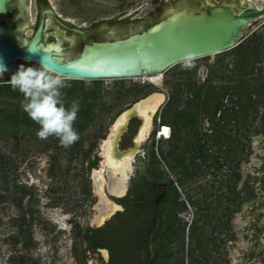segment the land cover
I'll return each mask as SVG.
<instances>
[{"label":"rangeland","instance_id":"rangeland-1","mask_svg":"<svg viewBox=\"0 0 264 264\" xmlns=\"http://www.w3.org/2000/svg\"><path fill=\"white\" fill-rule=\"evenodd\" d=\"M175 1L49 0V6L60 20L69 21L72 25L83 29L92 28L93 30L89 34L91 40H103L108 37L109 32L113 28L125 27L124 29H128L133 25L132 23L139 19H145L155 13L156 10H165L180 2ZM212 1L219 5V0ZM17 6V3L12 4V15L14 16L19 14ZM47 16L48 27L45 45L54 46L59 44L58 33L62 32L65 33L64 39L74 40V43L67 48V51L79 53L81 50L78 43L79 38L66 33L56 24L52 15L48 14ZM113 20L116 21L115 24L104 23L94 28V25H98L97 23L103 21L111 22ZM123 20L127 22L122 23ZM33 34L34 31L29 29L21 33V36L22 38L30 39ZM217 59H219L218 56L211 57L208 60L209 65H214ZM233 64L232 57H226L222 73L227 76L228 80L227 78L225 80L215 79V86L220 87L225 85L227 81H236L235 75L227 73ZM20 65H24L26 68L39 67L36 64L28 63H20ZM197 65L199 70L195 81L197 86H200L205 83L209 69L203 62H197ZM10 79V75H0V80ZM62 79L65 83L71 81L65 78ZM165 80L163 75L156 77L153 81H149V79L126 80V85H149V88L142 95H139L138 99L141 100L155 92L168 93ZM86 82L87 86H89L90 81ZM115 83V81H105L104 87H106L108 93L101 102L106 107H109L117 102L119 97H122V95L118 94V90L115 89ZM187 96L189 94H186L184 99ZM133 101L134 98H130L123 100L119 106H115L112 109L100 110V116L83 134L81 152L73 159L70 158V147L64 148L60 146L58 139L55 137L52 138L49 145H42L40 143L41 139L38 137L34 140L27 139L25 142L23 141L18 149H15L12 139L0 137V155H2L5 163L10 162V165L0 169V195L3 196L0 202V264H18L13 259L16 255L25 257L28 264H99L100 255L106 261L109 260L108 253L105 251H101L100 254L85 251L87 244L83 241L82 235L79 234L80 228L77 226L79 225L83 229L89 226L93 228L96 225L100 226L102 222L98 223L97 221L99 216L112 211L110 206L114 205L115 200L111 199L108 194H114L112 184H115V181L107 182L104 176L98 179L101 180L98 187L101 188L105 185L104 187L107 190L102 191L108 198V201L104 202V197L102 198L99 190H97L98 188L94 187L96 184L92 186L93 182L91 183L90 180L91 177L95 176L94 172L98 170L96 169L97 171L94 170L93 173L87 175L88 158L93 157L97 153L98 148H102L101 135L112 131L119 111L132 105ZM263 115V107H261L258 120L255 122L249 120L248 122L245 116L243 119L245 125L250 123L252 127V124L255 123L256 128L255 131L252 129L247 130L248 128L245 130V154L249 156V158H247L248 156L245 158V172L248 176L249 174L252 175V169L258 164L256 160H253L252 153L254 152V156L258 151L260 154L264 153L262 146L256 147L259 140H261V143L264 141V133L258 132V129L262 126L261 118ZM204 118H201V124L204 122ZM198 127V123L192 122L190 128L193 129L190 130L195 133ZM170 140L158 138L156 134L151 141L147 142L146 154L143 151L141 152V155H145L147 159L131 164L130 172L123 178L124 185L122 188L124 191L128 188L130 179L136 175L138 170L146 173L151 160V152L155 146L156 153L161 160L159 170L163 173L159 182L173 180L180 197L187 200L195 197L194 199L200 202L201 205L198 207L202 209L206 205V194L209 192L208 178L198 175L196 178L186 180V178L191 177L193 172L191 166L188 165L189 159L183 156L186 153H181L180 155L178 153V162L175 163L178 171L170 170V164L163 157V154L167 155L172 148L169 143ZM253 146H255L254 151L251 150ZM106 174L108 178L112 179L115 177L119 180V177L112 174V171L108 170ZM202 174L204 175V173ZM261 177L264 179V174H261ZM177 178L186 181L181 186L182 190L177 185ZM13 187H17V189L12 191ZM91 192L89 199V193ZM246 192L247 194L251 193L248 189ZM23 195L24 200L22 206L19 207L18 201ZM176 197L175 190L170 188L163 206L165 215L163 214L164 218H161L162 225H160L163 228L159 227L152 237V254L155 255L154 251L157 254L156 264H221V237L215 234L221 230V199L212 203L213 216L211 220L202 216L200 219L202 229L192 228L191 232H189L190 221L192 220L191 213L183 215V222L179 223L180 227L175 226V224L171 227L170 221L174 222L172 213V217H167L169 211L177 210L175 206ZM115 209L114 212H111L112 214H115L121 208L116 206ZM244 213L248 215L247 207L244 209ZM200 215H205V213L201 212ZM229 215H233L235 218L241 216V214L233 211L229 212ZM164 223L166 224L165 226ZM250 223L251 220H243L236 226L241 229L246 228L244 234L250 235L247 231V226ZM231 226L232 224L230 223V230ZM21 230H23V234H20ZM239 232L242 234L241 231ZM246 237L245 241L242 242L245 248L249 246V241L246 240ZM18 239L20 242H17ZM25 244L30 245V247L28 249L24 248ZM210 246L211 254L209 253ZM230 251H234V249L231 248Z\"/></svg>","mask_w":264,"mask_h":264},{"label":"flooded vegetation","instance_id":"flooded-vegetation-1","mask_svg":"<svg viewBox=\"0 0 264 264\" xmlns=\"http://www.w3.org/2000/svg\"><path fill=\"white\" fill-rule=\"evenodd\" d=\"M179 1L182 0H176L175 2ZM187 1L191 4H201L206 0ZM219 1V5H216L213 1L212 3L216 6L234 7L238 12L253 8L257 10L259 14L254 17L244 29L243 37L236 47L230 50L236 52L226 56L232 57V60L237 58V68H235L233 64L227 73L234 75L235 68L237 73L235 77L236 83L240 92L235 93L229 91L226 94L222 100L221 108L217 110L215 114L211 111L205 116L204 122L199 124L198 135L193 133L189 137H184L181 134L177 136V152L179 155L184 152L186 153L183 156L189 159L188 165L193 169V178H196L198 175L208 178L207 185L209 190L206 194L207 202L205 205V215H200L203 211L195 203V197L189 200L186 198L182 199L180 193L176 195V200L179 203L178 209H180L177 215L179 223L181 224L183 222V215L187 213L192 214L189 232H191L192 228L202 229L200 219L204 216L205 219L211 220L213 216L212 203L221 199V264H264V244L261 239L263 235L262 229L264 228V182L262 183L264 179L261 177V174H264V153L260 154L258 151L255 156L254 152L252 153L254 157L253 160H256L258 164L255 165L253 169L251 168L252 175L249 174V176H247L245 173V158L248 155L245 154V130L248 128L247 130L252 129L255 131L256 128L254 125L255 123H253L251 127L250 123L245 125L243 120L246 113L250 116H257L256 119L252 117V121L255 122L258 120L261 107H263L264 114V104L260 106V100L263 99L264 101V0ZM14 3L18 4V0H13L12 4ZM48 7L49 0H30L29 11L32 19L31 30H33L34 33L39 28L44 17H46L47 20ZM17 8L20 12L19 5ZM12 9L11 6V13ZM125 22L127 21H122V23ZM104 23L111 22L104 21L102 24ZM56 24L58 23L56 22ZM99 25L100 24L94 25V28ZM67 33L70 34L69 32ZM78 43L80 46L82 43L80 39H78ZM232 83L234 82L227 81L225 88H230L233 85ZM158 119L159 116L155 119L151 134L141 143L132 163L147 159L145 155H141V152L143 151L146 154V143L151 141L156 134L158 136V133L162 130L163 126L161 125V121L158 122ZM249 120H251L250 117L248 122ZM140 127L141 122L139 119H133L130 122L128 130L121 136L118 143L120 151L128 152V150L134 148L135 138L139 134ZM109 135L110 131L101 135V145L108 139ZM184 142H189L190 150L188 152L184 151L182 148L181 144ZM261 146L264 150V141L261 143V140H259L256 147L259 148ZM254 147L255 146L251 147V150L254 151ZM103 152L104 148L102 146V148H98L97 153L93 157L88 158L87 175H90L96 169L100 173L102 169L100 163L101 161H105ZM117 158L122 159L123 157L118 156ZM247 158H249V156ZM91 163H94V165L89 169ZM202 173H204V175ZM104 175V179H106L107 182L116 180L115 177L112 179L110 177L108 178L106 172H104ZM116 176L119 177L120 175L116 174ZM93 177L90 179L91 183L93 182L92 186L97 183L95 182L97 180V175ZM121 178L122 177H119V179ZM177 185L179 189L182 190L181 186H183V184L179 178H177ZM104 186L105 185H103V187ZM94 187L96 188L97 184ZM170 188L168 182L161 183L153 181L148 178L147 171L146 173H142L138 170L136 175L130 179V185L122 194L120 192L108 194L111 199L115 200V207L119 206L121 209L113 214L104 224L100 226L96 225L95 228L89 226L84 229L90 231L92 239L94 238L93 240H96V243H98V247L92 250L89 249V244L85 241L87 244V251L97 254H100L101 251L108 253L109 260L106 261L100 255L99 264H138L135 263V261L138 260L139 257L145 255L143 236L147 232V226H154V224L157 223L158 227H162L160 226L161 220L165 215V208L163 206ZM246 189L251 191V193H255L257 197L250 203L247 209L248 215H246L244 211H241L237 213L241 214V216L236 218L234 216L230 221V209L237 208V204L235 206L233 201L230 202L229 197L235 196L236 194L237 196H239V194L243 195ZM104 191H107L105 187L103 189V192ZM91 194L92 192L89 193V199ZM192 200L194 203H192ZM182 202H185L187 206L184 210L181 209ZM188 206H190V209ZM156 217L158 218L157 220ZM243 220H251L250 225L247 226V231L250 235L244 234L246 228L241 229L236 226ZM230 223L232 224L231 230ZM239 231H241L242 234H240ZM84 233L83 231L82 235ZM215 234L217 235L218 232ZM245 236H247L246 240L249 241V246L247 248L243 247L242 243L245 241ZM132 239H136L140 243H133ZM109 240L110 242L113 241L112 247L115 251L114 254H112L110 250L102 248V244H105L102 241ZM131 243L133 244V248L127 246L131 245ZM231 248L234 249V251H230ZM210 249L211 246L209 247V253L211 254L212 252Z\"/></svg>","mask_w":264,"mask_h":264},{"label":"water","instance_id":"water-1","mask_svg":"<svg viewBox=\"0 0 264 264\" xmlns=\"http://www.w3.org/2000/svg\"><path fill=\"white\" fill-rule=\"evenodd\" d=\"M12 1L0 0V64L7 69L0 75H14L20 63L39 66L42 61L47 71L76 81H120L163 76L173 67L183 64L186 52L194 53L195 60H198L232 50L243 37L244 29L259 14L253 8L238 12L231 6H216L211 0L201 4L182 0L168 9L156 10L145 19L137 20L128 29L113 28L106 39L91 40L89 34L92 28L83 29L69 21L60 20L49 6L48 14L55 18L66 33L77 36L83 44L79 53H70L67 48L74 40L64 39L65 33L62 32L58 33L59 44L45 45L48 27L46 17L30 39L22 38L21 33L31 29L32 25L30 0H18L20 12L15 16L11 13ZM20 24L23 25L20 27ZM17 30H20L17 34L20 40L13 41L10 37L15 36ZM155 96H162L163 101L150 111L146 119L142 118L140 109ZM168 101L169 93L155 92L134 103L117 117L113 124L115 134L110 131L102 146L112 138L113 154L116 153L117 157L126 155V151H120L118 143L130 122L139 119V134L135 138L134 148L128 152L138 150L141 143L137 138L143 127L147 124L151 127L148 137L156 117H160ZM105 165L106 162H102V176H105L104 172L112 171ZM111 212L105 214L102 224L111 218ZM262 233L264 244V228Z\"/></svg>","mask_w":264,"mask_h":264},{"label":"trees","instance_id":"trees-1","mask_svg":"<svg viewBox=\"0 0 264 264\" xmlns=\"http://www.w3.org/2000/svg\"><path fill=\"white\" fill-rule=\"evenodd\" d=\"M104 22V21H103ZM98 23V24H102ZM111 23H116L115 20L111 21ZM83 44L81 43L80 49H82ZM236 51L225 52L223 54L217 55L219 59L214 63V65H209L208 60L211 57L202 58L195 60V64L192 67H185L183 64H179L169 71H167L165 76V85L168 88L169 93V101L167 102L166 106L162 110L160 115V121L162 126H169L172 129V136L170 137L169 143L172 146L171 150L167 155L163 154V157L168 161L170 164V170L177 172L178 168L175 165L178 162V152H177V136H186L189 137L193 134L190 129V125L192 122L196 124L201 123V118L207 116L211 111L214 114L221 108L222 100L226 96L229 91H233L235 93L240 92V89L236 83H232L233 85L230 88H225V85L217 87L214 85L215 79L225 80L226 76L223 75L222 69L225 67V59L228 54L235 53ZM197 62H203L205 65L208 66L209 72L208 77L204 84L197 86L195 78L197 77L199 66ZM234 67L237 68V58L233 59ZM234 68V75L236 76L237 73ZM225 73V69H224ZM4 81L8 80H0V137L10 138L14 142L15 149H18L23 141L25 142L27 139L34 140L37 139V131L39 126L34 123L27 114L21 108V101L23 100V96L18 91H13L10 85L6 84ZM118 94L122 95V97L118 98V101L106 107L105 104L101 102V100L105 97L108 93L106 91L105 81H90V85L87 86L86 81H76L71 80L66 82V84H70L71 86L68 88H64L63 92L65 93V101L66 107H70L71 102L73 100L80 101V111L78 112V118L74 123V128L78 131L80 139L78 142L74 143L70 147V158L73 159L75 156L81 152V147L83 145V134L84 132L94 123L97 117L100 116V110L112 109L115 106H119L123 100H128L130 98H134V103H136L139 99V95L143 94L144 91L149 88V85H140V84H132L131 86L126 85V80L115 81ZM263 89V88H262ZM264 93V92H263ZM188 95L185 98V95ZM147 95V94H146ZM118 97V96H117ZM264 101L263 99L260 100V106H263ZM132 105L128 106L126 109L130 108ZM122 109L119 111L117 116H119L124 110ZM245 118L252 120L256 119L257 116H250L249 114L244 115ZM262 126L258 129L259 133H264V115L261 118ZM195 135H198V128L195 131ZM53 137H49L47 140H40L42 145H49L50 141ZM200 142V141H199ZM184 151L188 152L190 150L189 142H184L181 144ZM155 147V146H154ZM153 147L151 152V160L149 162V166L147 169L148 178L152 179L153 181L159 182L162 179L163 173L159 170V164L161 160L156 153L155 148ZM185 153V152H184ZM10 165V162L5 163L3 160L2 155H0V169L4 168L5 166ZM94 163L90 164V167H93ZM189 174V173H188ZM197 177V176H196ZM193 174L190 178H186V180L192 179ZM181 183L184 185L186 182L185 180L181 179ZM169 186L175 190L176 195L179 193L177 187L175 186V182L173 180L168 181ZM17 187H13L11 190L15 191ZM247 189L245 190L243 195L237 196H230V202L233 201L235 206L237 204V208L230 209V212H238L242 209L243 205L255 199L257 196L255 193H248ZM235 193V192H234ZM2 195H0V202ZM24 200V195L20 197L18 201V206H22V202ZM192 203L194 201L192 200ZM198 206L200 202L195 201ZM178 202L176 200V211H169L167 213V217L173 215L174 222L171 220V227L175 224V226H179L178 220ZM181 209L184 210L187 208L186 203L182 202ZM204 205V204H203ZM205 206V205H204ZM201 209V207H200ZM202 211L205 212V207H202ZM172 213V215H171ZM233 215H230L229 219L233 218ZM158 218L156 217V220ZM221 219V218H220ZM221 223V222H220ZM162 225V224H161ZM166 224L164 223V226ZM80 228L79 234L82 235V232L85 233L82 235L83 241L89 244V249H95L98 247V243L96 240H93L90 234V231L84 230L79 225L77 226ZM147 232L143 236L144 243L143 246L145 247V255L139 257L135 263L138 264H156L157 262V254L154 251L155 255L152 254V237L158 230L157 223L154 226H147ZM163 227V226H162ZM180 227V226H179ZM185 227V226H184ZM181 229V228H180ZM186 229V227H185ZM204 233V231H203ZM20 234H23V230H21ZM205 234V233H204ZM97 239V238H96ZM133 243L139 242L136 239H132ZM17 242H20L18 239ZM30 242V241H29ZM28 242V244H29ZM105 244H102V248H106L114 254V249L112 247V242L109 241H102ZM115 242V241H114ZM140 243V242H139ZM25 244L24 248L28 249L30 245ZM129 248H133V244L127 245ZM87 251V249L85 250ZM167 254V253H166ZM16 255L13 259L18 264H28L26 262V258L23 256ZM158 264V263H157Z\"/></svg>","mask_w":264,"mask_h":264},{"label":"clouds","instance_id":"clouds-1","mask_svg":"<svg viewBox=\"0 0 264 264\" xmlns=\"http://www.w3.org/2000/svg\"><path fill=\"white\" fill-rule=\"evenodd\" d=\"M195 59V54L189 51L185 53L182 63L185 67H192ZM4 71H7L6 67L0 64V73ZM4 82L23 96L21 108L39 126L36 133L39 139L55 137L64 148L79 141L80 136L74 123L80 111V101L73 100L70 107L65 106L63 89L71 85L47 71L42 61L39 67L26 68L20 65L11 79Z\"/></svg>","mask_w":264,"mask_h":264},{"label":"bare ground","instance_id":"bare-ground-1","mask_svg":"<svg viewBox=\"0 0 264 264\" xmlns=\"http://www.w3.org/2000/svg\"><path fill=\"white\" fill-rule=\"evenodd\" d=\"M22 25L20 24V27ZM18 32H20V30H17V32L15 33V36H11L10 37L11 40H13V41H19L20 40V37L17 35ZM158 77H160V76H158ZM154 79H156V77L150 78L149 81H153ZM162 101H163V97L162 96L160 98L156 97V96L153 97L150 100V103H148L146 106H144V107H142L140 109V111H139L140 116L142 118L146 119L151 114L150 111L154 107L159 105ZM165 127H167V126H165ZM150 128L151 127L149 126V124H147V126L145 125L143 127L141 134L137 138V140L140 143H142V142H144V140H146L147 135L149 134ZM161 131L162 132L160 133L158 138L167 139L169 137V135H170V129L169 128H165V129H163ZM112 134H115V129L114 128L112 130ZM103 148H104V152L103 153H104V156H105L106 165L108 166V168H111L112 171H114L113 173L115 175L118 174V175H120L119 177H122L121 178L122 180L121 179L117 180V178H116L115 184H112V188H114L113 192H120L122 194L124 192V190L122 188V186H123V178H125L126 175L130 172L131 163H132V161L134 159V156H135L137 150H135L134 152H126V155H124L122 159H119V158H117L116 153L113 154L114 153V150H113L114 149V141L112 140V138H110L106 142V144L103 146ZM105 166L103 168H105ZM102 174H103L102 171L100 173L99 172H95V176L97 175V180H96L97 186H99L100 181H101V180H98V179L99 178L101 179V177L103 178ZM101 188L99 189V194H100V196L102 198L104 197L103 200H104V202H106V201H108V198L104 195V193L102 192ZM107 204H108V202H107ZM108 205L110 206V204H108ZM110 208H111L112 212H114V210H116L114 205L110 206ZM108 212L103 213V214H101L99 216V218L97 220L98 223H100V222H102V220H104V217L106 216L105 214H109Z\"/></svg>","mask_w":264,"mask_h":264},{"label":"crops","instance_id":"crops-1","mask_svg":"<svg viewBox=\"0 0 264 264\" xmlns=\"http://www.w3.org/2000/svg\"><path fill=\"white\" fill-rule=\"evenodd\" d=\"M246 173V172H245ZM247 176H248V174H246ZM253 200H250V201H248V202H246L244 205H243V207H242V209L241 210H239L238 212H241V211H244V209L247 207V209H248V207H249V205H250V203L252 202ZM238 212H236V213H238ZM222 232V230L218 233V235L221 237V233Z\"/></svg>","mask_w":264,"mask_h":264},{"label":"built area","instance_id":"built-area-1","mask_svg":"<svg viewBox=\"0 0 264 264\" xmlns=\"http://www.w3.org/2000/svg\"><path fill=\"white\" fill-rule=\"evenodd\" d=\"M158 120H159V122H160V118H159ZM165 128H169V127H165V126H163V127H162V130L165 129ZM169 129H170V135H169L168 138H170V136H171V128H169ZM161 132H162V131H160V132L158 133V136L160 135ZM168 138H167V139H168Z\"/></svg>","mask_w":264,"mask_h":264}]
</instances>
